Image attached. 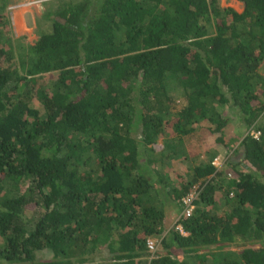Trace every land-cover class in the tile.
<instances>
[{
    "label": "trees",
    "instance_id": "obj_1",
    "mask_svg": "<svg viewBox=\"0 0 264 264\" xmlns=\"http://www.w3.org/2000/svg\"><path fill=\"white\" fill-rule=\"evenodd\" d=\"M238 1L51 0L27 44L0 0V264H264V0ZM219 106L246 132L227 140ZM202 121L243 169L173 184L157 163Z\"/></svg>",
    "mask_w": 264,
    "mask_h": 264
},
{
    "label": "rangeland",
    "instance_id": "obj_2",
    "mask_svg": "<svg viewBox=\"0 0 264 264\" xmlns=\"http://www.w3.org/2000/svg\"><path fill=\"white\" fill-rule=\"evenodd\" d=\"M29 1L32 0H6L4 13L7 21V27H5L3 30H7L13 38H20L22 43L32 44L38 39L40 32L49 31L50 29V21L44 18V13L50 4L47 1L40 4H29ZM73 1L77 2L79 0ZM219 3L221 6L231 7L237 12H241V9L243 8L241 3L236 2L235 0H219ZM171 92L173 93L172 98H174L175 101L174 107L178 108V103L176 102H181L183 100L182 95L180 91ZM33 105L39 110L40 113L43 112V107L38 102H34ZM218 109L223 115H226L230 118V136L234 135L233 137H236L241 134L242 129L238 128L239 114L236 113L235 110L230 106H219ZM262 121L264 122V118ZM194 128V132L182 137L180 147L186 151V158L182 156L178 159H171L166 161L165 165H159L157 163V167H159L158 169L161 168V172H165V174H167L170 182L177 184L178 182L187 180L193 167L204 165L209 161L214 164L217 169L224 168V170L227 172H231L232 169L227 164L229 162H234L236 164L235 168L237 170L243 169V166L238 164L236 161V157L239 153L234 152V150L231 151L227 148H222L219 144L217 145L215 141L216 135L211 134L205 121L202 124H195ZM173 136L174 132L169 128V132H167L164 137L159 138L157 142L154 143L157 149L152 151L151 156L154 158H159L158 154L162 150L164 139H170L173 138ZM175 143L177 145L179 144L178 141ZM229 177L230 176L228 174L227 178ZM194 186L199 187L198 183L194 184ZM217 199L219 202L218 212L220 213L225 210V201L220 192L217 193ZM174 212L176 211L174 210ZM180 213L181 211L179 210L176 218L180 216ZM151 239L155 240L157 243H160L159 237H152ZM238 248H240L239 245L233 246V249ZM51 257L52 252L49 250L36 253V258L41 261L49 260ZM94 264L104 263L100 259Z\"/></svg>",
    "mask_w": 264,
    "mask_h": 264
},
{
    "label": "built area",
    "instance_id": "obj_3",
    "mask_svg": "<svg viewBox=\"0 0 264 264\" xmlns=\"http://www.w3.org/2000/svg\"><path fill=\"white\" fill-rule=\"evenodd\" d=\"M46 1H51V0H32V1H29L28 3L29 4L30 3L31 4H40V3H43V2H46ZM251 134L253 135V137H256V138L259 135L258 132H254V131H252ZM198 194H199V187L198 186H193L190 189L189 193L182 198V209H181L180 216H182V215H185V216L191 215L192 210L194 208L193 201L197 197ZM180 216L178 218H180ZM176 228L181 230V226L180 225H176ZM157 246H158V243L155 240H153L151 238L147 239L146 247L148 248V250L151 253H153L156 250Z\"/></svg>",
    "mask_w": 264,
    "mask_h": 264
},
{
    "label": "crops",
    "instance_id": "obj_4",
    "mask_svg": "<svg viewBox=\"0 0 264 264\" xmlns=\"http://www.w3.org/2000/svg\"><path fill=\"white\" fill-rule=\"evenodd\" d=\"M236 2H239L238 0H235ZM239 3H241V2H239ZM241 5H242V3H241ZM243 6V5H242ZM243 9V8H242ZM241 9V10H242ZM263 75H264V71H263V73H262ZM236 112V111H235ZM237 113V112H236ZM222 114V113H221ZM224 117H226V118H228L229 120H230V118L228 117V116H226V115H224ZM239 121V120H238ZM203 123V121L202 122H200V123H198V124H202ZM230 123H231V121H229V125H230ZM228 125V128H227V133H226V138H227V140H229V139H235L236 137H233V136H230V132H229V130H230V126ZM239 126H240V121H239V124H238ZM238 126V128L239 129H242V132L241 133H245L246 131H245V129L244 128H242V127H239ZM195 129V128H194ZM240 135V134H239ZM238 135V136H239ZM237 136V137H238ZM232 137V138H231ZM217 143V142H216ZM238 144H239V141H237L229 150H235V149H237L238 148ZM217 145H218V143H217ZM220 145V147H222V148H225L226 149V147H224L223 145H221V144H219Z\"/></svg>",
    "mask_w": 264,
    "mask_h": 264
}]
</instances>
